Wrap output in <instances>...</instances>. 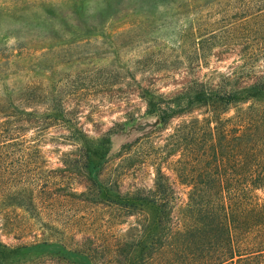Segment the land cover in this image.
Instances as JSON below:
<instances>
[{
  "label": "rangeland",
  "instance_id": "1",
  "mask_svg": "<svg viewBox=\"0 0 264 264\" xmlns=\"http://www.w3.org/2000/svg\"><path fill=\"white\" fill-rule=\"evenodd\" d=\"M207 8L205 2L193 0H0V97L5 98L0 116L9 112L8 101L17 107L33 108L36 103L31 98H20L26 92V83L34 82L60 95L62 104L75 113L81 136L85 131L90 137L105 134L109 138L108 162L97 155L86 158L81 149V167L77 170L69 164V172L54 178L56 184L46 203L45 219L50 229L44 235L52 243L28 249L25 255L50 251L51 264H92L84 255L61 251L62 244L82 246L92 236L93 246L101 247L103 241L127 230L131 223L140 228L156 218L158 208L152 204L135 202L124 210L105 206L101 202V176L110 180L109 192L114 195L118 190L116 181L122 192H142L138 188L153 184L154 165H161L174 188L176 213L188 190L187 183L171 169L176 154L157 158L153 155H159L160 150L156 149L149 157L150 142L142 137L135 143V138L142 135L137 127L144 119L153 118L138 95V83L147 84L153 79L156 87L172 91L180 81L192 77L184 64L194 60L193 46L199 33L194 32L193 25L207 27ZM262 26L254 32L245 25L238 35L221 34L197 76L205 79L213 68L228 71L231 64L243 59L263 62ZM177 121L173 118L170 128L156 130L163 136ZM25 131L32 141L33 129ZM62 132L65 130L61 127L50 126L43 138L41 148L49 167L66 168L61 158L73 159L67 151H73L74 145L63 138ZM152 138L155 147L163 143L157 135ZM12 146L14 150L1 156L0 227L1 223L15 227L17 233L0 228V239L16 246L32 241L34 230L43 236V228L24 209L23 205H32L28 193L20 194L23 176L26 181L34 178L32 160L27 158L24 170L20 154ZM56 172L60 171L53 170ZM62 182L67 184L59 185ZM103 224L111 231L103 239L87 231L91 227L99 237ZM21 228L33 232L23 235ZM60 256L66 260L60 262ZM18 257L3 260L16 262Z\"/></svg>",
  "mask_w": 264,
  "mask_h": 264
},
{
  "label": "trees",
  "instance_id": "2",
  "mask_svg": "<svg viewBox=\"0 0 264 264\" xmlns=\"http://www.w3.org/2000/svg\"><path fill=\"white\" fill-rule=\"evenodd\" d=\"M193 1L205 2L209 9L207 27L193 25L194 32L199 33L193 46L195 57L184 64L185 70L193 75L180 81L172 91L156 87L153 79L147 84L138 83V95L153 118L142 121L137 127L142 135L135 138V143L142 137L150 142L149 157L156 149L160 150L159 155H153L157 158L176 154L171 169L187 183L186 199L175 213L174 188L161 165H154L153 184L146 189L138 188L142 192H122L116 181L118 190L114 195L109 192L110 180L101 176L104 198L101 202L105 206L124 210L135 202L152 204L158 208L156 218L147 225H139L140 228L131 223L127 230L103 241L106 243H101V247L93 246L90 236L89 243L75 247L62 244L61 251L84 255L92 264H264V61L243 59L231 64L225 72L213 68L205 79L196 74L206 66L205 56L211 46L217 45L221 34L238 35L245 25L251 32L261 25L264 29V0ZM24 89L20 100L31 98L36 105L29 110L8 101L9 112L3 118L0 116V170L1 156L14 150L10 149L13 144L24 170L27 158H31L34 178L26 181L23 176L20 194L28 193L32 205L29 208L23 205L24 209L42 226L43 236L39 237L34 230L32 241L16 246L0 239V264H51L50 251L32 257L24 253L52 243L44 235L50 229L45 219L46 203L56 184L54 178L69 172V164L77 170L81 167V149L86 158L97 155L108 162L109 138L105 134L90 137L85 131L81 136L75 113L62 104L60 95L49 92L42 84L26 83ZM4 102L5 98L0 97V112H4ZM173 118L179 121L161 136L156 129L170 128ZM50 126L64 129L63 138L74 145V152L67 151L72 154V161L61 158L66 168L49 167L46 163L41 145ZM28 128L34 132L32 141L26 138ZM155 135L163 140L158 147L152 141ZM53 170L60 172L54 174ZM105 226L99 237L91 227L87 231L103 239L111 232ZM0 228L17 233L15 227L2 223ZM19 230L23 235L33 232V229ZM16 256H19L16 262L3 260ZM60 257V262L66 260L65 256Z\"/></svg>",
  "mask_w": 264,
  "mask_h": 264
}]
</instances>
